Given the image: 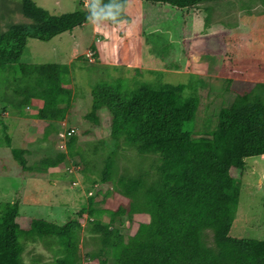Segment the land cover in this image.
<instances>
[{"label":"trees","instance_id":"16d2710c","mask_svg":"<svg viewBox=\"0 0 264 264\" xmlns=\"http://www.w3.org/2000/svg\"><path fill=\"white\" fill-rule=\"evenodd\" d=\"M128 1L100 0L92 10L56 16L33 0H19L21 14L31 23L9 25L0 34V83L2 89L11 87V95L0 94V111L5 108L2 103L13 112L26 108L30 117L39 121L65 120L73 101L71 89L64 85L69 66L21 64L27 41H49L89 20L128 21ZM140 1L176 8L185 16L199 11L196 6L201 2L218 0ZM92 50L95 55V48ZM198 83L193 78L186 84L135 83L131 88L127 81L117 78L92 89V110L84 119L99 126L98 113L106 109L111 115L113 145L96 181L101 189L93 183L97 189L89 190H96V195L90 193L87 204L78 211L79 218L86 215L89 233L99 240V248L89 254L98 264H264V238L229 237L240 196L238 179L232 173L243 171L246 159L264 156V84L232 95L226 106L198 124ZM187 89L191 94L188 103L179 109L176 101ZM5 137L10 145L9 137ZM76 143L77 138L71 137L66 154L57 158L58 166L78 153ZM121 144L132 146L140 156L156 157L153 173L139 170L134 176L119 174L115 159ZM22 154V150L13 151L15 160L27 168ZM112 193L126 198L127 204L116 210L105 208ZM137 214L146 215L148 221L139 223L134 235L123 234L121 225H115L121 224L122 218L131 221ZM19 216L17 202L0 205V264H45L37 259L26 263L22 258L25 244L37 242L58 245L61 256L50 264H81L79 222L58 224L37 218L25 228ZM208 231L213 235V247L205 242Z\"/></svg>","mask_w":264,"mask_h":264},{"label":"rangeland","instance_id":"374dc122","mask_svg":"<svg viewBox=\"0 0 264 264\" xmlns=\"http://www.w3.org/2000/svg\"><path fill=\"white\" fill-rule=\"evenodd\" d=\"M33 1L56 16L80 9L89 11L100 3V0ZM18 2L0 0V34L9 25L31 23L21 14ZM196 7L199 11L194 10L184 16L176 8L129 0L125 9L128 21L107 23L89 20L76 30L77 34L74 29L45 42L29 39L21 53V64L69 66L70 74L64 85L71 89L73 101L61 122L18 123L16 119L20 115L30 117V110L25 108L20 113L13 112L10 106L1 103L5 108L0 111V205L17 202L19 223L25 228L37 218L58 224L67 220L79 222L78 256L81 264H98V259L89 254L100 245L98 238L89 233L86 215L79 218L78 211L87 204L90 193L96 195V190L89 189H97L93 183L99 185L96 181L100 169L113 147L110 140L111 115L106 109L98 113L99 126H93L84 119L92 110L91 91L97 84L121 78L132 88L135 83L186 84L194 78L199 82L196 89L200 102L198 124L206 115L226 106L232 95H240L259 83L264 84L262 0L205 1ZM92 45L97 48V60L94 54L92 60L86 57L89 51L93 53ZM192 85L196 88L194 83ZM1 93L11 95V87L2 89L0 83ZM190 95L187 89L177 99L176 107L184 108ZM37 107L39 104L31 111L33 115ZM66 127L76 132L74 150L78 153L67 157L58 166V156L67 152V148L64 151L59 149V135ZM5 136L9 137L10 145ZM14 150L23 151L27 168L15 160ZM117 151L115 160L119 174L134 176L139 170L153 173L156 157L140 156L132 146L122 144ZM73 167H76V172L69 174ZM80 168L83 170L79 171ZM232 175L238 179L240 196L229 237L262 240L264 156L246 159L244 170ZM98 187L101 189L102 186ZM127 202L120 194L112 193L104 207L116 210ZM147 221L146 215L137 214L131 221L122 218V223L116 222L115 225H121L123 234L132 236L139 223ZM205 242L209 247L214 246L213 235L209 231L205 234ZM57 251L58 245L54 242L26 243L22 258L26 263L37 259L50 264L61 256Z\"/></svg>","mask_w":264,"mask_h":264},{"label":"built area","instance_id":"2783aa9c","mask_svg":"<svg viewBox=\"0 0 264 264\" xmlns=\"http://www.w3.org/2000/svg\"><path fill=\"white\" fill-rule=\"evenodd\" d=\"M87 59H93V53L91 51H89L87 53ZM76 134L75 130L73 128H70V127H66L63 132L60 133L59 137H60V142H59V149L60 150H65L66 149V145H67V142L70 140L71 137H73L74 135ZM80 170V169H79ZM75 172V167H73L71 170H70V173L71 172ZM72 174V173H71ZM73 186H76V183L73 182L72 183ZM91 264V263H90Z\"/></svg>","mask_w":264,"mask_h":264},{"label":"crops","instance_id":"0c3cea01","mask_svg":"<svg viewBox=\"0 0 264 264\" xmlns=\"http://www.w3.org/2000/svg\"><path fill=\"white\" fill-rule=\"evenodd\" d=\"M76 30L78 31V30H80V29L77 28V29L74 30V32H76V34H77V31H76ZM73 34H74V33H73ZM76 34H75V35H76ZM93 47H94L95 50H96V54H95V56H96V60H97V59H98V51H97V48L95 47V45H92V48H93ZM79 51H80V50H79ZM93 54H94V52H93ZM77 56H78V55H77ZM77 56H75L74 58H76ZM6 114H7V113H6ZM27 117H29V116H27ZM16 120L18 121V123L21 122V121H23V122H25V121H26V122H27V121L38 122V121H39V120L34 119L33 117H32V118H30V117H29V118H25V117H23V116L18 117Z\"/></svg>","mask_w":264,"mask_h":264},{"label":"clouds","instance_id":"9594fccd","mask_svg":"<svg viewBox=\"0 0 264 264\" xmlns=\"http://www.w3.org/2000/svg\"><path fill=\"white\" fill-rule=\"evenodd\" d=\"M88 19H89V18H88ZM120 23H122V21H121Z\"/></svg>","mask_w":264,"mask_h":264}]
</instances>
